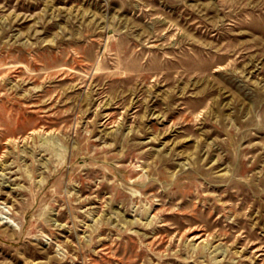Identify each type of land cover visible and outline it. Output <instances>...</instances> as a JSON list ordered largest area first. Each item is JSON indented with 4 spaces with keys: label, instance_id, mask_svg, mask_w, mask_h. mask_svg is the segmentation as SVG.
<instances>
[{
    "label": "rangeland",
    "instance_id": "374dc122",
    "mask_svg": "<svg viewBox=\"0 0 264 264\" xmlns=\"http://www.w3.org/2000/svg\"><path fill=\"white\" fill-rule=\"evenodd\" d=\"M0 264H264V0H0Z\"/></svg>",
    "mask_w": 264,
    "mask_h": 264
}]
</instances>
